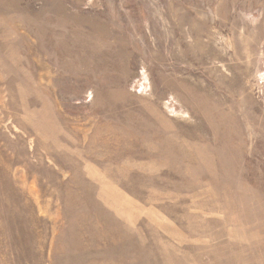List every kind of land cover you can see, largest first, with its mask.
<instances>
[{
    "label": "rangeland",
    "instance_id": "obj_1",
    "mask_svg": "<svg viewBox=\"0 0 264 264\" xmlns=\"http://www.w3.org/2000/svg\"><path fill=\"white\" fill-rule=\"evenodd\" d=\"M0 264H264V0H0Z\"/></svg>",
    "mask_w": 264,
    "mask_h": 264
}]
</instances>
